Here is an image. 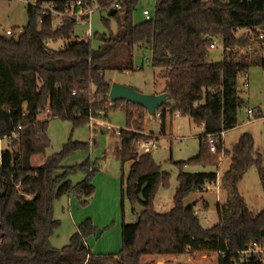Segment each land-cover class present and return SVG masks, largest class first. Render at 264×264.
<instances>
[{
	"label": "trees",
	"instance_id": "16d2710c",
	"mask_svg": "<svg viewBox=\"0 0 264 264\" xmlns=\"http://www.w3.org/2000/svg\"><path fill=\"white\" fill-rule=\"evenodd\" d=\"M71 1L76 0H39L55 3L59 9ZM95 1L108 11L116 3L120 5L112 15L119 25L116 42L130 50L138 46L152 52L151 64L162 70L161 77L166 80L163 92L173 101L160 108L163 122L170 112L204 127L199 154L175 163L180 167L217 165L221 153L233 154L223 183L229 190L228 198L218 205L219 221L204 227L195 203L186 205L184 201L216 183L218 172L181 170L174 206L167 212L156 211L153 199L157 186L160 182L167 186L170 174L161 171L151 153L139 155L134 149L135 141L145 138L146 110L126 100L109 99L111 83L106 80L103 62L114 45L95 49L90 40L75 39L53 49L46 42L70 39L78 19L67 17L62 26H54L52 14L28 5L23 31L0 34V138L13 132L18 135L0 153V264H141L145 255L201 252L224 253V257L218 256V264H240L241 251L249 244H264V209L254 214L237 183L253 165L264 180L263 156L256 152L249 133L241 136L233 151L221 140L212 153L205 138L239 124V110L245 104L239 77L252 65L264 69L260 49L251 52V59L239 58V50L250 46L252 40L238 35L245 28L264 30V0H158L155 17L140 23L133 21L139 0ZM214 41H220L224 48L218 61L209 59ZM128 67L125 71L133 65ZM120 101L138 108L137 112L126 108L128 125L118 134L119 157L123 163L132 161L128 175H122L121 192L133 206L139 203L144 209L136 222L123 223V247L116 254L91 252L87 239L96 228L89 218L78 226L69 244L56 248L50 243L60 226L54 216L55 200L69 194L87 204L95 192L92 178L97 169L88 163L62 165L71 152L88 147V143L72 140L60 152L44 158L41 165L33 164V158L44 155L50 147L49 119L61 117L80 125L89 122L90 115L117 108ZM80 170L88 175L73 184L70 177Z\"/></svg>",
	"mask_w": 264,
	"mask_h": 264
},
{
	"label": "rangeland",
	"instance_id": "374dc122",
	"mask_svg": "<svg viewBox=\"0 0 264 264\" xmlns=\"http://www.w3.org/2000/svg\"><path fill=\"white\" fill-rule=\"evenodd\" d=\"M158 0H139L133 13V21L140 23L146 20L144 10H149L152 17L156 14ZM91 31L93 33L90 41L93 48L100 45H114L112 54L104 60L107 67L106 80L109 83H118L131 86L145 94H154L166 86V80L161 77L162 70L151 64L152 52L145 47L135 46L131 50L120 44L118 36L119 25L115 17L108 15V9L100 8L94 0L92 4ZM28 3L24 0H0V34L4 29H12L14 33L20 34L28 23ZM56 19L54 20V26ZM89 28L84 19L79 18L70 39L49 40L48 46L53 49L63 48L69 40L85 38V32ZM239 36L241 33L238 34ZM103 36V38H102ZM113 40V41H112ZM251 49L239 50L241 60L251 59V52L257 48L264 55V43L253 40ZM223 45L216 42V47L209 50V59L221 60L223 57ZM130 67L129 71L125 68ZM129 68V67H128ZM250 88L244 89L241 85L242 76L239 77L238 86L245 104L239 110V125L227 130L223 137L224 146L232 150L239 142L243 134L252 135L255 142L256 152L263 156L264 161V69L259 65H252L248 71ZM128 102V101H127ZM126 101L118 102L117 108H110V103L105 106L110 109L100 111L99 115L93 114L100 121H106L112 130L108 131L96 124L86 122L74 125L70 119L51 117L48 124V137L51 141L50 147L44 155L33 158L35 166L41 165L44 158L60 152L69 141H81L88 143L87 148L78 149L67 155L62 165L65 167L78 166L88 163L90 167L96 168L92 182L95 192L87 204H82L75 195H63L54 202V216L60 221V226L50 237V243L56 248H62L70 243L71 236L88 218L91 219L95 232L88 236L91 252L95 254L110 255L118 253L123 247L122 225L137 221V213L128 197H123L121 192L122 175L126 177L131 168V161L122 162L116 152L119 146L120 129L127 128L128 114L126 108L137 112L136 106L128 105ZM167 104L173 103L168 99ZM260 108V110H259ZM254 109V114L248 110ZM177 113L167 112L165 120L157 115L151 118L145 112L144 134L146 139L155 138L159 148L156 151L146 152L134 143V149L139 155L151 153L161 171L170 174L169 184L165 186L162 182L157 186L153 199V207L158 212H167L174 206V195L178 186V175L181 170L212 171L218 172V180L206 188L190 194L185 199V204H194L200 222L204 227H211L219 221L218 205L224 203L229 195L228 188L224 187V176L233 162L230 155L221 153L217 158V165H187L180 167L175 162L187 161L200 152L201 138L204 127L198 125L187 116H176ZM45 117L43 114L42 118ZM223 158V161L222 159ZM88 175L87 171L80 170L70 179L73 184L83 181ZM237 189L243 196L249 209L257 214L264 209V180H262L259 168L251 166L237 183ZM69 198L73 203L69 204ZM98 230L102 233L98 236ZM218 254L196 253L193 255H145L141 258V264H215Z\"/></svg>",
	"mask_w": 264,
	"mask_h": 264
},
{
	"label": "built area",
	"instance_id": "2783aa9c",
	"mask_svg": "<svg viewBox=\"0 0 264 264\" xmlns=\"http://www.w3.org/2000/svg\"><path fill=\"white\" fill-rule=\"evenodd\" d=\"M28 3V5L38 7L41 10V13L43 14H52L53 20L56 19L55 26H62L64 24V20L67 17H75L77 19L82 18L86 22V24L89 25V28L85 32V38H82L84 40H90L93 33L91 31V15L93 13V7L92 4L89 3L87 0H76L71 1L67 3L64 7V9H59L55 3H40L39 0H24ZM115 8H120V5L118 3L115 4ZM143 14L145 15L146 19H152V15L150 14L149 10H144ZM40 22H42V18L40 19ZM4 33L7 36H11L14 33V30L12 29H4ZM241 35L246 36L253 40H258L264 43V30L260 28H245L241 30ZM216 42L214 41L211 44V48L216 47ZM48 45V41L46 42ZM247 49H251V46H248ZM243 80L241 82V85L244 89L250 88V82H249V76L248 72H245L241 75ZM111 101V100H110ZM47 112L49 109L46 110ZM249 114H254V109L248 110ZM162 112L160 109L156 112V116H161ZM155 116V117H156ZM89 120L92 123L94 120H96V124L100 127L105 128L108 131L112 130V127L106 122V121H100L99 118L94 117L93 115L89 116ZM21 128V127H19ZM224 131L217 134H209L205 138V142L208 144L209 149L212 153H215L217 151V144L222 140V137L224 135ZM119 134V131L117 132ZM17 132H13L9 136H5L0 138V153L7 147L10 146V144L17 139ZM223 141V140H222ZM136 144L138 147H140L142 150H145L146 152H152L156 151L159 148V144L157 139L155 138H146V139H139L136 141ZM218 256H225L224 253L218 252ZM252 260H255L256 262L254 264H264V244L263 243H251L247 246V248L243 251H241V259L240 264H251ZM218 264V261L215 263Z\"/></svg>",
	"mask_w": 264,
	"mask_h": 264
},
{
	"label": "water",
	"instance_id": "95a60500",
	"mask_svg": "<svg viewBox=\"0 0 264 264\" xmlns=\"http://www.w3.org/2000/svg\"><path fill=\"white\" fill-rule=\"evenodd\" d=\"M116 12L115 8H111L108 11V15L112 16ZM53 66L48 65L51 69ZM109 99L111 101L126 100L130 103L142 106L150 115L151 118H155L156 112L164 105V103L169 99V95L165 92L160 94H145L137 89L118 83H112L109 91ZM136 213L140 214L143 211V206L139 203L134 205ZM102 233L98 230L97 235Z\"/></svg>",
	"mask_w": 264,
	"mask_h": 264
},
{
	"label": "crops",
	"instance_id": "0c3cea01",
	"mask_svg": "<svg viewBox=\"0 0 264 264\" xmlns=\"http://www.w3.org/2000/svg\"><path fill=\"white\" fill-rule=\"evenodd\" d=\"M249 71V70H248ZM163 90H164V88L162 89V90H160V91H158V93L156 92V93H154V94H160V93H163ZM259 110H260V108H259ZM176 116L178 117V116H182V115H180V114H176ZM192 120V119H191ZM194 121V120H193ZM239 125V124H238ZM237 125V126H238ZM236 126V127H237ZM235 127V128H236ZM116 152L118 153V156H119V146L116 148ZM222 159V161H223V158H221ZM131 164H132V161H131ZM122 185V184H121ZM70 203H73V200L71 199V198H69V204ZM71 205V204H70ZM138 218H139V214L137 213V220H138ZM87 245L89 246V248H90V250H91V245L89 244V241H88V239H87Z\"/></svg>",
	"mask_w": 264,
	"mask_h": 264
}]
</instances>
